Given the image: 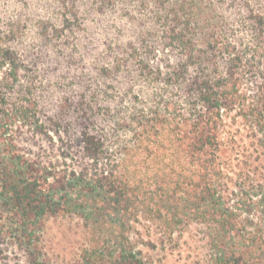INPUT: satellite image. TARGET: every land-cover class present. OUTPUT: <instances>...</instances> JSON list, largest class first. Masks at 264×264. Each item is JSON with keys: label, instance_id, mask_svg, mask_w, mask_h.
Returning a JSON list of instances; mask_svg holds the SVG:
<instances>
[{"label": "trees", "instance_id": "1", "mask_svg": "<svg viewBox=\"0 0 264 264\" xmlns=\"http://www.w3.org/2000/svg\"><path fill=\"white\" fill-rule=\"evenodd\" d=\"M5 237L23 264H264V0H0Z\"/></svg>", "mask_w": 264, "mask_h": 264}, {"label": "rangeland", "instance_id": "2", "mask_svg": "<svg viewBox=\"0 0 264 264\" xmlns=\"http://www.w3.org/2000/svg\"><path fill=\"white\" fill-rule=\"evenodd\" d=\"M40 146H46L44 142H36ZM29 148L35 149L29 142ZM80 229L66 220L57 219L46 224L43 240L45 249L54 259L66 261L71 258L80 239ZM187 253V252H186ZM156 256V255H155ZM24 259L8 238L0 239V264H23ZM163 264H192V261L185 260V254L179 257L176 252L168 254Z\"/></svg>", "mask_w": 264, "mask_h": 264}]
</instances>
